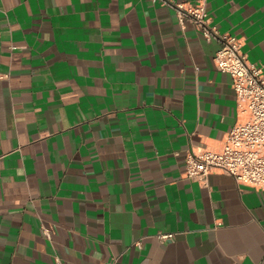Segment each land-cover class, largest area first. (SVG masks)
Masks as SVG:
<instances>
[{"label": "crops", "instance_id": "crops-1", "mask_svg": "<svg viewBox=\"0 0 264 264\" xmlns=\"http://www.w3.org/2000/svg\"><path fill=\"white\" fill-rule=\"evenodd\" d=\"M198 1L0 0V264H264V189L185 176L243 117ZM207 9L264 65V0Z\"/></svg>", "mask_w": 264, "mask_h": 264}, {"label": "built area", "instance_id": "built-area-1", "mask_svg": "<svg viewBox=\"0 0 264 264\" xmlns=\"http://www.w3.org/2000/svg\"><path fill=\"white\" fill-rule=\"evenodd\" d=\"M167 3V0H154ZM181 21L193 20L207 39H218L221 47L216 53L217 67L233 77L240 120L230 131L224 146L219 149L191 151L187 157L185 176L207 183L215 172L227 173L238 183L264 189V65L252 62L243 49V42L231 34H222L212 24L207 0H199L190 8L179 4ZM47 235L50 230L47 229ZM174 239V234H162ZM57 264H65L61 258Z\"/></svg>", "mask_w": 264, "mask_h": 264}]
</instances>
